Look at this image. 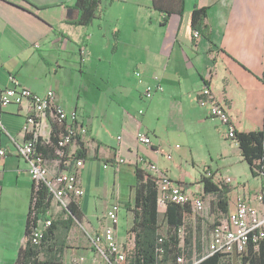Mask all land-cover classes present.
I'll return each instance as SVG.
<instances>
[{"label":"crops","instance_id":"1","mask_svg":"<svg viewBox=\"0 0 264 264\" xmlns=\"http://www.w3.org/2000/svg\"><path fill=\"white\" fill-rule=\"evenodd\" d=\"M76 1L0 0V93L13 80L38 95L52 90L68 124L73 111L77 123L88 128L87 159L79 173L86 194L78 200L86 223L100 231L119 202L117 236L125 242L134 223L125 205L135 201L140 160L186 189L188 183L198 185L199 192L188 194L204 196L207 217L212 206L211 218L234 212L240 198L256 206L261 178L252 174L238 143L226 138L227 127L212 119L197 98L208 87L228 109L237 132L264 131V0H184L183 13L169 17L154 8L153 0H99L88 26L74 23ZM163 2L174 7L177 0ZM69 9H74L71 18ZM197 9H206V17L196 39L192 15ZM37 68L46 74L32 79ZM135 71L142 72V83ZM156 78L162 91L146 100L143 83L156 85ZM66 89L78 91L76 101ZM26 115L15 104L0 107V150L8 152L0 157V215L8 213L25 225L34 181L27 161L15 154L13 140L26 141ZM139 131L151 138V146L137 141ZM197 142L211 161L214 156L227 160L215 171L205 163L200 180L195 177L201 168ZM77 150L76 144L68 147L71 155ZM54 155L47 156L51 171L57 169ZM185 164L195 176L183 169ZM221 169L234 176H224ZM203 177L229 191L228 212L218 205L219 193L206 194L199 185ZM226 178L232 182L225 184Z\"/></svg>","mask_w":264,"mask_h":264},{"label":"built area","instance_id":"2","mask_svg":"<svg viewBox=\"0 0 264 264\" xmlns=\"http://www.w3.org/2000/svg\"><path fill=\"white\" fill-rule=\"evenodd\" d=\"M201 33L194 31V37L199 38ZM84 54V48L82 50ZM135 77L142 83L143 74L135 71ZM155 80L159 81L158 78ZM144 98L151 100L155 94L162 91V84L143 83ZM197 101L200 106H208L210 117L219 120L227 127L226 138L234 140L236 129L226 106L219 102L212 91L206 87L198 95ZM12 104L20 106L26 110V123L23 133L26 135L24 143L15 144V154L25 159L29 165L28 172L35 183L43 182L47 185L54 199L57 200L59 208H66L71 200L78 201L85 196L86 191L81 183L79 173L85 164L83 159H75L74 154H66L67 149L72 144L84 143L88 136V128L77 123L76 115L70 118L67 112L58 104L56 93L52 90L45 95H38L30 89L20 85L13 80L11 86L0 93V107H8ZM142 113V112H141ZM49 123V124H48ZM53 124H57L63 131L59 135V150L57 151V169L51 171L47 157L36 150V144L41 141L43 145L51 144ZM46 127L50 128L47 133ZM0 131H4V126L0 117ZM6 132V131H5ZM137 141L141 144L151 146V138L142 131L136 135ZM62 149V150H61ZM7 151L0 150V157H6ZM140 163L148 169L158 179V199L159 214H162L161 224H164V215L169 202L185 205L190 204L195 214H200L206 210L205 198L202 195L190 196L185 188L173 181L167 174L158 168L140 160ZM262 189L256 194V206H253L245 198H240L234 212L221 215L213 226L209 242L206 246L205 258L219 254L225 259H230L234 255L244 254L251 244L257 245L264 239V175L261 177ZM225 184L231 183V179L223 180ZM61 206V207H60ZM121 205L114 203L107 212L105 219L107 224L90 237L94 249L106 259L109 264H129V257L132 254L135 244L134 235H128L125 242H120L117 236V228L120 224L119 211ZM52 224V220L38 221L32 240L38 244L43 237V232ZM164 228V225H163ZM179 264H184L182 257L178 258Z\"/></svg>","mask_w":264,"mask_h":264},{"label":"trees","instance_id":"3","mask_svg":"<svg viewBox=\"0 0 264 264\" xmlns=\"http://www.w3.org/2000/svg\"><path fill=\"white\" fill-rule=\"evenodd\" d=\"M154 8L166 17L181 15L184 10V0H177L174 7L165 6L163 0H153ZM99 0H77L75 9L79 12L74 22L80 26L90 25L95 17ZM206 9H197L192 15L194 31H203ZM63 128L53 124L50 145L36 144L38 153L46 157L54 155L60 149L59 135ZM235 142L238 143L244 160L256 177L264 175V131L237 132ZM62 150V149H61ZM69 153L68 148L63 150ZM75 159H87V149L84 143L74 154ZM135 201L127 203L126 209L134 214V223L128 234L134 235L136 247L129 257V264H179L178 258L184 259V264H264V239L257 245L251 244L242 255H234L225 259L216 254L205 258V251L200 237V221L196 225L189 223L196 218L190 204L180 205L169 202L164 215V224L160 223L158 179L143 165H136ZM212 178L203 177L206 194L219 193L218 205L228 212L226 189H219ZM53 194L43 182L33 184L29 213L26 219L24 241L22 242L14 264H65V253L70 248L68 233L76 225L85 220V214L78 201L71 200L63 209L64 216L55 217L51 213ZM1 208V206H0ZM52 220L51 226L43 232L38 244L32 237L38 221ZM164 225V228H163ZM163 229V230H162Z\"/></svg>","mask_w":264,"mask_h":264},{"label":"rangeland","instance_id":"4","mask_svg":"<svg viewBox=\"0 0 264 264\" xmlns=\"http://www.w3.org/2000/svg\"><path fill=\"white\" fill-rule=\"evenodd\" d=\"M36 73L33 75H29L32 79L36 78H43L45 76V71L43 69L40 71L39 68L36 69ZM78 76H81L80 70L77 69ZM67 91V97L73 98V100H77L78 97V91L73 89H66ZM84 95V94H82ZM93 97V95H91ZM74 112L71 111V117L73 116ZM229 143L234 144V142L229 141ZM203 144H198V142L195 144V153L198 158V164L201 166L199 170V173L196 174L192 172L191 165L185 164V168L191 172L192 176H195L200 180L201 175L203 174V166L205 163H208L207 165L210 166L214 171L223 168L225 163H227L226 159H222L221 157L214 156L212 161L211 158H209V154L204 149ZM176 148L180 149V145H177ZM166 159L172 160L173 157L168 156ZM174 160V159H173ZM167 161V160H166ZM177 169H180L177 167ZM197 171V170H196ZM221 172L224 176H234L231 174L228 169H221ZM179 173H176V176H178ZM201 174V175H200ZM248 176L250 177L251 184H254V178L251 174V172H248ZM193 177V178H195ZM241 182H243L245 179L243 176L239 177ZM184 183V182H183ZM199 185L202 186L203 184L199 183ZM251 185V186H252ZM187 193H197L200 191V188L198 185H195V183H188L187 189L185 188ZM57 200L54 199L53 207H52V214L55 217L64 216L63 208H59V206H56ZM231 204V203H230ZM61 207V206H60ZM231 207V205H230ZM214 214V206H212V209L210 210V216L207 217V213L202 212L200 214H196V218L190 221L189 223H192L193 225H196L197 221H200V237L201 241L204 246V250L207 246V243L209 242L210 235L213 229V226L217 222V217H213ZM15 217H12L8 213H1L0 215V264H14L17 258V254L19 252V248L23 242L24 234H25V222L23 220L18 221L14 220ZM160 220L162 219V214L159 216ZM163 230V229H162ZM94 234V229H92L87 223L86 220H84L82 223L76 222V225L72 228V230L68 233V244L70 246L69 249L66 250L65 253V264H109L102 255H100L98 252L93 251V246L91 243V238ZM91 250V252H89Z\"/></svg>","mask_w":264,"mask_h":264},{"label":"water","instance_id":"5","mask_svg":"<svg viewBox=\"0 0 264 264\" xmlns=\"http://www.w3.org/2000/svg\"><path fill=\"white\" fill-rule=\"evenodd\" d=\"M72 12H74V9H69L68 10V16L71 18V14H72Z\"/></svg>","mask_w":264,"mask_h":264}]
</instances>
